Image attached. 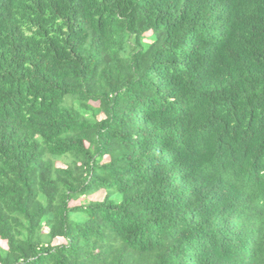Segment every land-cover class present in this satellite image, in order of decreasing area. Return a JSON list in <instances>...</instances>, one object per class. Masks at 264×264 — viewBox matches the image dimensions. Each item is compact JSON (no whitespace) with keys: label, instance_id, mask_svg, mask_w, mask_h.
Instances as JSON below:
<instances>
[{"label":"trees","instance_id":"trees-1","mask_svg":"<svg viewBox=\"0 0 264 264\" xmlns=\"http://www.w3.org/2000/svg\"><path fill=\"white\" fill-rule=\"evenodd\" d=\"M0 239V264H264V0H0Z\"/></svg>","mask_w":264,"mask_h":264},{"label":"rangeland","instance_id":"rangeland-1","mask_svg":"<svg viewBox=\"0 0 264 264\" xmlns=\"http://www.w3.org/2000/svg\"><path fill=\"white\" fill-rule=\"evenodd\" d=\"M90 103L93 104L94 106L98 105V102H96V101H91ZM98 117H101V118L104 117L103 113H100L98 115ZM106 160H108L107 156L104 157V161H106ZM104 194H105L104 190L101 189V190L97 191L96 193L91 194L89 196H83V197H80L77 200H71L70 201V206H74V205H77V204H80V203H84V202L89 201V200H101L104 197ZM64 242H65V240L63 238H56V239L53 240L54 244L64 243ZM0 245L3 246V247H6V242L4 240L0 239Z\"/></svg>","mask_w":264,"mask_h":264}]
</instances>
